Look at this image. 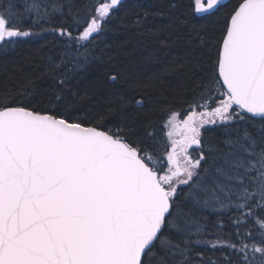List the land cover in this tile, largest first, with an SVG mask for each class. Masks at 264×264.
Listing matches in <instances>:
<instances>
[{"label":"snow or ice","instance_id":"6c2138e0","mask_svg":"<svg viewBox=\"0 0 264 264\" xmlns=\"http://www.w3.org/2000/svg\"><path fill=\"white\" fill-rule=\"evenodd\" d=\"M226 2L193 0V10L210 13ZM121 3H100L97 15L74 22L76 35L52 31L84 47ZM60 8L25 0L24 12L39 21ZM10 12L0 9V44L39 35L16 26ZM219 31L215 87L182 111L165 109L169 130L160 139L105 130L56 91L40 108L0 101V264H264V0H236ZM59 68L52 65L63 89L70 78ZM108 79L115 83L118 74ZM255 118L258 125L241 123ZM217 125L222 140L204 136L202 129ZM205 212L228 217L232 231L214 230L225 227L222 219L209 228ZM198 245L228 249L236 259L222 251L205 260L194 252Z\"/></svg>","mask_w":264,"mask_h":264},{"label":"trees","instance_id":"16d2710c","mask_svg":"<svg viewBox=\"0 0 264 264\" xmlns=\"http://www.w3.org/2000/svg\"><path fill=\"white\" fill-rule=\"evenodd\" d=\"M104 2L42 0L46 6L57 4L62 8L50 13L41 9L45 18L37 21L24 12L25 0H0V9L11 6L8 18L16 26L39 34L0 44V101L14 100L40 108L56 91L61 94L62 103L75 109L77 116L87 115L90 121L102 122L105 130L123 128L132 140L146 139V133L151 131L160 139L168 131L163 126L167 119L165 109L182 111L215 87L211 71L214 45L220 37L224 13L236 0L203 16L194 12L193 0H122L105 23L104 31L85 42L84 47H72L66 37L52 31L63 27L76 35L74 22L97 15L95 9ZM197 38L212 43L202 47ZM85 55L88 61L82 67L71 62L73 57L83 62ZM195 63L205 70L194 72ZM53 64L69 75L63 89L56 84ZM114 73L118 74L115 83L108 79ZM141 98L142 106L134 103ZM259 122L246 119L241 123L249 126ZM202 132L215 141L224 138V129L219 125L206 126ZM204 215L209 228L222 219L225 227L214 230L223 234L232 231L228 217L207 212ZM222 251L236 259L228 249L211 251L202 245L194 248V252L204 253L205 260L209 256L221 257ZM192 264L200 262L193 260Z\"/></svg>","mask_w":264,"mask_h":264},{"label":"water","instance_id":"95a60500","mask_svg":"<svg viewBox=\"0 0 264 264\" xmlns=\"http://www.w3.org/2000/svg\"><path fill=\"white\" fill-rule=\"evenodd\" d=\"M229 1H231V0H227V2H226V4L229 2ZM215 11V10H214ZM213 11V12H214ZM213 12H210V13H203V14H198V13H196L198 16H203V15H208V14H211V13H213ZM250 115V114H249ZM255 119H259V118H255Z\"/></svg>","mask_w":264,"mask_h":264},{"label":"rangeland","instance_id":"374dc122","mask_svg":"<svg viewBox=\"0 0 264 264\" xmlns=\"http://www.w3.org/2000/svg\"><path fill=\"white\" fill-rule=\"evenodd\" d=\"M197 110H199V109H197ZM167 130H169V129H167ZM173 138L178 139L179 137L174 133V137H173ZM169 150H170V148H169ZM192 152H195V149L190 150V153H191V154H192Z\"/></svg>","mask_w":264,"mask_h":264},{"label":"flooded vegetation","instance_id":"af4514ba","mask_svg":"<svg viewBox=\"0 0 264 264\" xmlns=\"http://www.w3.org/2000/svg\"><path fill=\"white\" fill-rule=\"evenodd\" d=\"M191 150H193V149H191Z\"/></svg>","mask_w":264,"mask_h":264}]
</instances>
